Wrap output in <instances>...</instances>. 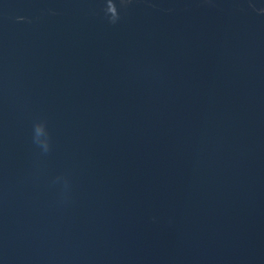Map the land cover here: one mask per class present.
Listing matches in <instances>:
<instances>
[{
	"label": "water",
	"instance_id": "water-1",
	"mask_svg": "<svg viewBox=\"0 0 264 264\" xmlns=\"http://www.w3.org/2000/svg\"><path fill=\"white\" fill-rule=\"evenodd\" d=\"M0 264H264V0H0Z\"/></svg>",
	"mask_w": 264,
	"mask_h": 264
}]
</instances>
